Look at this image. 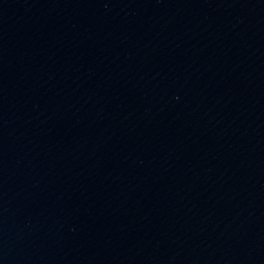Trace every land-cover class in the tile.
Wrapping results in <instances>:
<instances>
[{"label": "water", "instance_id": "obj_1", "mask_svg": "<svg viewBox=\"0 0 264 264\" xmlns=\"http://www.w3.org/2000/svg\"><path fill=\"white\" fill-rule=\"evenodd\" d=\"M0 264H264V0H0Z\"/></svg>", "mask_w": 264, "mask_h": 264}]
</instances>
